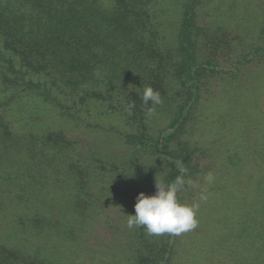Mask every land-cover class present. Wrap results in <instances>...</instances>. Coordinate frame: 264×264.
Listing matches in <instances>:
<instances>
[{
    "label": "trees",
    "instance_id": "16d2710c",
    "mask_svg": "<svg viewBox=\"0 0 264 264\" xmlns=\"http://www.w3.org/2000/svg\"><path fill=\"white\" fill-rule=\"evenodd\" d=\"M165 1L0 0V89L8 95L3 103L34 101L60 119L87 128L99 127L82 116L88 107L96 106L121 120L124 132L120 134L131 155L167 165L158 180L136 182L131 172L136 162L118 175L121 182L129 178L132 182L124 191L112 190L114 197H123L125 223L127 215L135 214L134 194L142 183L149 184L151 196L157 191L156 182L175 181L180 165L187 169L185 180L194 181L201 173L195 165L198 147L186 134L194 122L204 79L222 71L205 55V32L197 21L201 0L178 3L173 35L162 44L159 19ZM261 20L262 45L250 48L243 56L246 61H264V0ZM147 86L159 91L163 100L155 111L169 114L167 126L156 135L145 123L147 108L152 106L142 102ZM132 102L135 107L129 115L126 109ZM254 136L261 137L256 156L264 163V124ZM73 153L59 134L18 136L0 119V205H11L14 215L21 222L25 219L26 243L36 236L47 243L54 236L47 227L55 210L61 211L55 231L60 241L67 239L72 222L83 224L78 227L81 233L97 218V198L89 192L97 168L74 162ZM106 172L113 176L115 169ZM68 195L74 198L72 203ZM237 218L239 229L227 247L234 252L233 264H264V194ZM176 237L149 236L143 227L128 228L118 247L126 264H169ZM24 260L0 246V264H26Z\"/></svg>",
    "mask_w": 264,
    "mask_h": 264
},
{
    "label": "rangeland",
    "instance_id": "374dc122",
    "mask_svg": "<svg viewBox=\"0 0 264 264\" xmlns=\"http://www.w3.org/2000/svg\"><path fill=\"white\" fill-rule=\"evenodd\" d=\"M181 1L166 0L163 4L165 9L159 19L163 45L173 35L176 6ZM262 3L263 0H201L197 9L198 24L205 32V55L222 71L204 79L194 122L187 130L186 137L198 147L195 165L201 173L192 180L197 187L186 184L180 195L182 203L199 205L197 225L176 237L169 264H233L234 252L227 247L239 229L237 214L257 204L264 194V163L256 156L261 137L254 136L264 124V61L243 58L250 48L262 45ZM7 99L8 95H2L0 89V119L12 133L59 134L74 150V162L97 168L89 192L97 198L99 213L84 225L81 233L78 227L83 224L72 222L67 239L60 241L55 231L61 224V211L55 210L47 227L54 236L47 243L39 236L26 243L24 236L29 234L23 225L25 219L21 222L11 205L3 204L0 246L19 253L26 264H126L118 247L128 229L121 204L123 197H114L112 190L117 187L124 191L132 182L131 178L121 182L118 175L123 176L127 165L136 162L131 171L136 182L141 178L158 180L167 171V165L157 159L131 155L120 134L124 132L121 120L101 113L96 106L88 107L82 116L99 127L87 128L60 119L34 101L17 99L15 102L19 103L7 105L3 103ZM168 116L166 111L157 109L151 117L146 116L145 123L156 135L167 126ZM253 139L258 140L255 143ZM102 168L115 169L114 177ZM209 173L214 178L211 183L205 180ZM148 185L145 182L136 188L134 197L141 192L148 195ZM72 199L67 196V201Z\"/></svg>",
    "mask_w": 264,
    "mask_h": 264
},
{
    "label": "clouds",
    "instance_id": "9594fccd",
    "mask_svg": "<svg viewBox=\"0 0 264 264\" xmlns=\"http://www.w3.org/2000/svg\"><path fill=\"white\" fill-rule=\"evenodd\" d=\"M142 102L146 106L151 103L152 106L148 107L146 112V115L151 117L155 113V106L161 105L163 100L159 91L147 86L143 88ZM134 107V102L128 104L126 110L129 115ZM178 170L180 174L173 183L156 182L157 191L154 195L148 196L143 192L138 194L134 205L135 214L127 215L126 226L129 229L143 227L149 236L163 234L178 236L196 227L195 216L199 205L181 203L178 193L185 189L186 184L192 188H196L197 185L191 180L184 179L187 169L183 165L178 166ZM213 179L211 173L205 176V180L209 183Z\"/></svg>",
    "mask_w": 264,
    "mask_h": 264
}]
</instances>
